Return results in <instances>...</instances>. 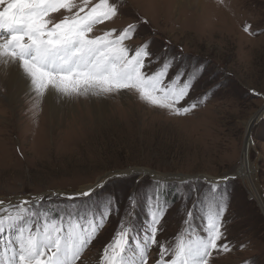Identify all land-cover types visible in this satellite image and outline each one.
I'll use <instances>...</instances> for the list:
<instances>
[{
	"label": "rangeland",
	"instance_id": "374dc122",
	"mask_svg": "<svg viewBox=\"0 0 264 264\" xmlns=\"http://www.w3.org/2000/svg\"><path fill=\"white\" fill-rule=\"evenodd\" d=\"M121 4L122 15L107 26L122 30L137 24L133 47L150 41L178 68H207L182 102L191 110L175 116L141 100L135 90L72 99L51 92L38 98L24 85L7 89L9 72L0 61V215L19 204L25 215L36 211L41 219L67 211L87 215L82 223L98 222L103 195L112 194L121 201V215L108 218L99 238L78 261L99 264L103 246L114 237L118 224L129 228L130 235L142 234L151 213L163 208L164 201L172 207L162 220L163 232H158L162 243L200 231L205 217L201 201L210 194L209 181L219 182L226 204L221 243L231 251L214 253L211 264H264L260 200L248 180L230 175L246 155L249 124L264 108V0H121ZM53 16L62 18L60 13ZM21 80L28 82L24 76ZM250 137L248 165L255 167L253 183L264 202V112L251 126ZM124 169L144 175L133 172L113 179L100 195L82 198L86 203L61 196L48 199L53 193L87 190L105 173ZM154 189L161 199L149 201L147 194ZM132 192L138 193L137 203L132 214L124 216V202ZM25 200L27 205L21 203ZM156 258L152 251L149 264Z\"/></svg>",
	"mask_w": 264,
	"mask_h": 264
},
{
	"label": "snow or ice",
	"instance_id": "6c2138e0",
	"mask_svg": "<svg viewBox=\"0 0 264 264\" xmlns=\"http://www.w3.org/2000/svg\"><path fill=\"white\" fill-rule=\"evenodd\" d=\"M122 12L121 0H0V61L20 71L38 98L49 92L72 99L135 90L148 104L185 116L191 109L182 102L203 80L207 68H178L151 47L150 41L133 47L130 42L137 38V24L129 23L122 30L107 26ZM133 172L138 177L144 175L136 169L105 173L87 190L53 193L48 199L61 196L71 202L82 201L94 193L100 195L109 181ZM209 183L210 194L201 201L205 217L200 231L190 230L174 243H162L158 232H163L162 220L172 207L164 201L163 208L151 213L142 234L130 235L129 228L118 224L114 237L103 246L99 264H149L152 251L157 253L155 264H211L214 253L230 252L229 245L221 243L224 194L218 191L219 182ZM137 196V192L126 196L124 216L132 214ZM103 198L99 221L87 224L81 222L88 220L87 215L80 212L45 214L41 219L36 211L25 215L19 204L12 212L5 209L7 214L0 215V264H78L108 218L121 215V201L112 194ZM147 198L161 199L155 189ZM187 215L191 217L193 212Z\"/></svg>",
	"mask_w": 264,
	"mask_h": 264
},
{
	"label": "bare ground",
	"instance_id": "6f19581e",
	"mask_svg": "<svg viewBox=\"0 0 264 264\" xmlns=\"http://www.w3.org/2000/svg\"><path fill=\"white\" fill-rule=\"evenodd\" d=\"M4 65L7 66V69L9 72V80H8V83L6 84L7 89H10L12 87L11 85L16 86L17 88H19L18 86L24 85V86H22L23 88L31 89V85H30L29 81L28 82H22L21 78L23 77V75L20 71H18L14 66H12L11 64H8L6 62H4ZM50 94H52V93L49 92V95ZM263 112H264V108H263L262 112L261 113L259 112L258 115L253 119V122H251L249 124L250 126H249V130L247 133L246 142L244 145L245 147L243 150L244 153L246 152V155L244 156L242 154V157L240 159V165L236 168V171L230 175H234V176L236 175V176L241 177V178L243 176V178L248 180L249 185H251L253 192H254V195L256 196V199L258 201L260 200V204H261L263 212H264V202L260 198L259 192L256 191L255 184L253 183L255 167L251 162L248 165V160H247V154L249 153V151H247V149L251 148V146H252L251 137H250V128L254 123H256L261 118V115L263 114ZM245 170H247L246 174H245ZM208 179L212 180L211 178H208ZM214 180H215V178H214ZM0 209H1V207H0Z\"/></svg>",
	"mask_w": 264,
	"mask_h": 264
},
{
	"label": "water",
	"instance_id": "95a60500",
	"mask_svg": "<svg viewBox=\"0 0 264 264\" xmlns=\"http://www.w3.org/2000/svg\"><path fill=\"white\" fill-rule=\"evenodd\" d=\"M256 123H254V125H255Z\"/></svg>",
	"mask_w": 264,
	"mask_h": 264
}]
</instances>
